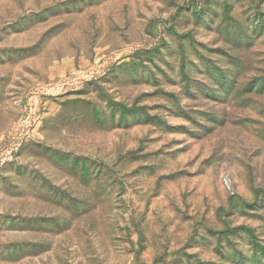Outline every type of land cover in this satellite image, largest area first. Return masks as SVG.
<instances>
[{
  "label": "rangeland",
  "instance_id": "374dc122",
  "mask_svg": "<svg viewBox=\"0 0 264 264\" xmlns=\"http://www.w3.org/2000/svg\"><path fill=\"white\" fill-rule=\"evenodd\" d=\"M0 264H264V0H0Z\"/></svg>",
  "mask_w": 264,
  "mask_h": 264
}]
</instances>
